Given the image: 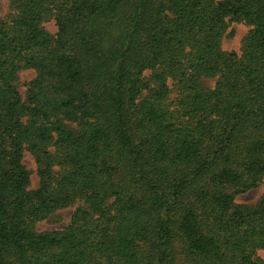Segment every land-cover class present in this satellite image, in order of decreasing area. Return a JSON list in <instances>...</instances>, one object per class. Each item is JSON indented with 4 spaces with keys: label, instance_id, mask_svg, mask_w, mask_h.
Returning <instances> with one entry per match:
<instances>
[{
    "label": "trees",
    "instance_id": "obj_1",
    "mask_svg": "<svg viewBox=\"0 0 264 264\" xmlns=\"http://www.w3.org/2000/svg\"><path fill=\"white\" fill-rule=\"evenodd\" d=\"M232 23L250 27L240 51L222 46ZM263 178L264 0H10L0 15V264H264V195L236 201Z\"/></svg>",
    "mask_w": 264,
    "mask_h": 264
},
{
    "label": "rangeland",
    "instance_id": "obj_2",
    "mask_svg": "<svg viewBox=\"0 0 264 264\" xmlns=\"http://www.w3.org/2000/svg\"><path fill=\"white\" fill-rule=\"evenodd\" d=\"M10 12V0H0V15L6 16ZM47 29L55 34L57 32V25L54 20L45 23ZM250 27L244 23H232L222 41V46L225 50L240 51L243 39L249 33ZM37 73L34 69H24L19 72V87L21 93L26 97L28 83L36 77ZM215 78L204 79V84L207 87H212L215 84ZM24 163L32 171V183L30 188L36 189L40 184V179L37 174V163L33 154L26 150L24 152ZM264 195V178L260 185L250 191L237 196L236 201L240 204L254 205ZM79 203L74 206L60 208L50 215L47 219L37 222L36 230L38 231H53L62 229L68 225L71 218L76 211ZM258 256L264 260V249L258 251Z\"/></svg>",
    "mask_w": 264,
    "mask_h": 264
}]
</instances>
